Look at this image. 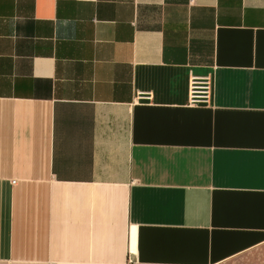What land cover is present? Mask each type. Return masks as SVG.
Segmentation results:
<instances>
[{
    "label": "crops",
    "instance_id": "obj_1",
    "mask_svg": "<svg viewBox=\"0 0 264 264\" xmlns=\"http://www.w3.org/2000/svg\"><path fill=\"white\" fill-rule=\"evenodd\" d=\"M262 244L264 0H0V264Z\"/></svg>",
    "mask_w": 264,
    "mask_h": 264
},
{
    "label": "built area",
    "instance_id": "obj_2",
    "mask_svg": "<svg viewBox=\"0 0 264 264\" xmlns=\"http://www.w3.org/2000/svg\"><path fill=\"white\" fill-rule=\"evenodd\" d=\"M214 80L210 75L192 76L190 80L189 103L191 105L208 104L212 101ZM144 98H151L144 94Z\"/></svg>",
    "mask_w": 264,
    "mask_h": 264
},
{
    "label": "rangeland",
    "instance_id": "obj_3",
    "mask_svg": "<svg viewBox=\"0 0 264 264\" xmlns=\"http://www.w3.org/2000/svg\"><path fill=\"white\" fill-rule=\"evenodd\" d=\"M221 264H264V244L244 252Z\"/></svg>",
    "mask_w": 264,
    "mask_h": 264
}]
</instances>
